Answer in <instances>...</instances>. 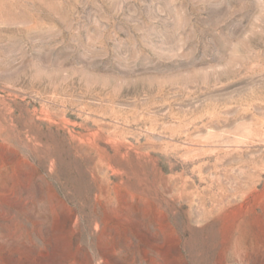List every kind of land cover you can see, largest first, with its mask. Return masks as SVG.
<instances>
[{
    "label": "rangeland",
    "instance_id": "rangeland-1",
    "mask_svg": "<svg viewBox=\"0 0 264 264\" xmlns=\"http://www.w3.org/2000/svg\"><path fill=\"white\" fill-rule=\"evenodd\" d=\"M0 264H264V0H0Z\"/></svg>",
    "mask_w": 264,
    "mask_h": 264
}]
</instances>
